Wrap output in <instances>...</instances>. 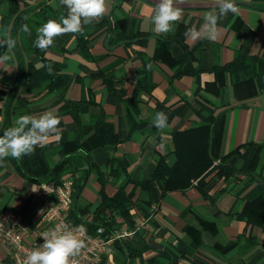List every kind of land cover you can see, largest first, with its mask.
Masks as SVG:
<instances>
[{"label":"crops","instance_id":"1","mask_svg":"<svg viewBox=\"0 0 264 264\" xmlns=\"http://www.w3.org/2000/svg\"><path fill=\"white\" fill-rule=\"evenodd\" d=\"M10 1L0 0V41L11 37L17 43L9 53L13 59L0 66V136L19 115L53 110L61 121L60 138L39 150L50 166L66 160L62 177L73 178L74 204L94 210L102 189L121 201L133 191L130 227L136 232L112 247L105 264H264V91L241 72L213 70L238 55L264 58V0H235L238 11L220 20L215 41L184 35L203 24L213 0H185L182 19L168 34L152 30L157 0H106V14L83 26L81 41L78 34L57 36L43 51L66 76L59 94L33 85L32 72L42 65L33 42L45 19L59 21L67 8L60 0H14L26 9L16 22ZM25 24L29 32L21 30ZM185 50L189 60L178 65ZM6 51L0 46V55ZM71 101L80 102L79 123L69 112ZM157 112L168 117L162 136L151 126ZM102 114L121 139L116 144L96 139L93 125ZM210 117L215 120H204ZM76 135L86 151L72 142ZM176 153L190 179L186 186L162 191L158 180L135 186L160 157L175 163ZM222 156L247 173L216 177ZM196 176L204 177L207 196ZM33 186L11 157L0 162V211L20 214L29 235L49 199ZM247 208L249 221L238 215ZM116 221L129 227L119 215ZM126 244L134 255H125Z\"/></svg>","mask_w":264,"mask_h":264},{"label":"clouds","instance_id":"2","mask_svg":"<svg viewBox=\"0 0 264 264\" xmlns=\"http://www.w3.org/2000/svg\"><path fill=\"white\" fill-rule=\"evenodd\" d=\"M185 0H157L151 17L152 30L156 34H168L175 31L174 25L183 17L181 5ZM60 4L68 10L67 16H61L59 21L49 19L37 29V38L34 46L46 51L54 44L57 36L65 34H83L84 25L98 21L107 12L106 0H60ZM238 11L235 0H213L212 10L203 17V24L197 28L195 25L186 29L184 35L193 41L205 38L212 41L218 39L222 29L219 22L227 17L228 13ZM23 32H29L28 25H23ZM75 38V37H73ZM16 40L8 37L0 41V46H6L8 51L0 55V66L13 59L10 51L15 48ZM151 66L149 65V68ZM51 71V69H50ZM61 121L53 110L40 115H19L14 125L5 129L0 136V162L11 157L20 160L23 156L31 155L37 147L55 138L59 139ZM151 126L157 129L160 136L169 128L168 117L164 112L155 113ZM155 138L151 142L154 143ZM163 143V141H162ZM159 148V144H154ZM33 186L32 190L36 191ZM86 231L83 225L75 229L67 225L57 224L54 228L42 233L44 243L30 251L23 264H74L73 258L78 256L86 247L85 241L78 235Z\"/></svg>","mask_w":264,"mask_h":264},{"label":"trees","instance_id":"3","mask_svg":"<svg viewBox=\"0 0 264 264\" xmlns=\"http://www.w3.org/2000/svg\"><path fill=\"white\" fill-rule=\"evenodd\" d=\"M10 5V11L11 14L15 13L17 16V19H14L16 22H20V18L25 15H23V11H26V9H18V2L11 0L9 2ZM10 15V14H9ZM22 18V19H23ZM21 19V22H22ZM49 20V19H48ZM15 22L14 28L17 26ZM46 19L45 22L46 23ZM42 23V24H44ZM84 37H82L81 34H78V39L81 41ZM33 49L37 52L40 60L42 61L41 67L34 70L32 83L35 85V87H43L46 86L47 90L56 92L59 94L63 84L66 82V76L59 74V71L61 70V65L57 62H54L48 58H46L43 54V51L36 48L35 46ZM189 51L185 50L184 53L181 55V57L178 58V65L182 62H185L189 60ZM51 69V71H50ZM176 75L180 74V68L176 69ZM213 70L218 71V73L223 72H241L244 75V78L248 81L257 80L259 83V86L264 91V58L257 57V56H245V55H238L234 60H232L230 63H226L225 65L216 66L213 68ZM20 81V77L16 79L14 82V85ZM15 89H18V86H15ZM79 101L77 102H69L70 104V110L69 112L73 115L74 120H76L77 123H79V116L77 112V107L79 106ZM211 118V119H210ZM205 118L204 120H207L209 122H213L215 119L214 117ZM206 126L209 124H205ZM204 125V126H205ZM213 127V123H212ZM212 129V128H211ZM93 131L96 136V139L104 144H116L121 139L118 137V135L113 130V127L110 122L106 121L105 116L102 114L96 122L93 125ZM75 140H72L73 143H77L76 145L79 147L80 150L86 151L84 148V145L82 143H79V137L74 138ZM215 135L212 136L211 139V147L215 143ZM14 162V166L17 169L18 173L26 180H28L31 183L35 184H41L46 183L51 180H56L62 177L63 175V162L66 160H62L58 163L53 164L52 166L48 165L47 161L44 160V157L40 153L39 147L35 149V151L31 155L23 156L20 160H16L11 158ZM213 164V159L207 163V166H211ZM217 172L216 177H229L234 173H241L245 172L246 170L240 169L236 167L234 164H229L227 162V156H222L219 159V163L215 165ZM188 175L184 176L182 170L180 169L179 165H177V153H176V160L173 164H168L165 161V157H160L157 161V166L155 170L152 172V174L142 181H137L135 183V186L140 184L142 187L147 186L152 180H158L162 184V191L168 190L170 188L174 187H182L186 186L187 182L190 180L188 179ZM198 177L196 176V179ZM198 189L207 196L206 193V185L204 181V177L198 178L196 183ZM75 186V183H74ZM101 195V201L100 203L94 208L92 211L91 219H87L84 217L85 214L88 213V209L85 207H77L74 206L71 209V216L76 224H82L85 226L86 229L89 231H94L97 226H103L104 227V235L109 236L113 231L119 227L120 223L116 221V216H121L124 219V222H126L129 226H133L134 222L131 221L130 213H129V206H131L132 201L131 197L133 195V191L129 192L126 199L124 200H118L114 197H110L105 194V192L100 190ZM261 198L263 196H260L258 198V201L261 202ZM238 215H240V218H243L246 216L247 220H252L250 211L248 208L244 212H240ZM128 239H120L115 241L114 246L118 244V246H121L120 241H125ZM126 249L128 251V254H125L127 256H132L136 252L132 251L133 248H131L130 245L126 244ZM102 262L100 264H105V258H102ZM131 264H133L131 262Z\"/></svg>","mask_w":264,"mask_h":264},{"label":"built area","instance_id":"4","mask_svg":"<svg viewBox=\"0 0 264 264\" xmlns=\"http://www.w3.org/2000/svg\"><path fill=\"white\" fill-rule=\"evenodd\" d=\"M35 185L37 190L47 194L49 199L37 219L34 234H28L20 214L0 211V245L5 247V250L0 252V264H23L27 254L44 243L42 233L57 224L67 225L70 229L82 225L76 224L71 216L74 191L71 176ZM133 232L129 227L121 226L109 236H105L103 226H97L94 231L86 229L78 234L85 241L86 247L73 258L74 264H100L102 257L114 246L115 241L127 239Z\"/></svg>","mask_w":264,"mask_h":264},{"label":"rangeland","instance_id":"5","mask_svg":"<svg viewBox=\"0 0 264 264\" xmlns=\"http://www.w3.org/2000/svg\"><path fill=\"white\" fill-rule=\"evenodd\" d=\"M73 205L76 206V205L74 204V202H73ZM73 205H72V207H73ZM85 208L88 209V213L85 214L84 217H87V218L90 217V219H91V216H92L91 214H92V211H93V210H90L89 207H85ZM121 225H122V224L120 223L119 227H120ZM119 227H118V228H119ZM129 228H130V229H133L134 232H136V228H133V227H130V226H129ZM36 229H37V228H36V226H35V231H36ZM116 229H117V228H116ZM134 232H133V233H134ZM112 250H113V248H111V249L107 252V254H106L105 256H103L102 258H105V259H106L107 256L110 255V252H111ZM102 260H103V259H102ZM101 262H102V261H101ZM101 262H100V263H101Z\"/></svg>","mask_w":264,"mask_h":264}]
</instances>
